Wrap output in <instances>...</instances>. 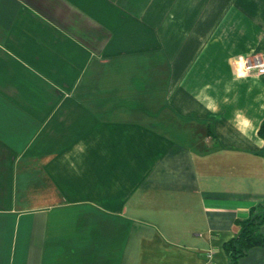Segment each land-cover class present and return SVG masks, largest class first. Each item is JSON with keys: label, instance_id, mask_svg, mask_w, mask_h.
I'll use <instances>...</instances> for the list:
<instances>
[{"label": "crops", "instance_id": "crops-1", "mask_svg": "<svg viewBox=\"0 0 264 264\" xmlns=\"http://www.w3.org/2000/svg\"><path fill=\"white\" fill-rule=\"evenodd\" d=\"M250 53L264 0H0V264H229L264 199Z\"/></svg>", "mask_w": 264, "mask_h": 264}, {"label": "trees", "instance_id": "trees-1", "mask_svg": "<svg viewBox=\"0 0 264 264\" xmlns=\"http://www.w3.org/2000/svg\"><path fill=\"white\" fill-rule=\"evenodd\" d=\"M258 135L264 140V119L261 121ZM264 159V145L260 150ZM238 227L233 237L223 243V250L228 257L229 264H238V258L243 256L250 247L261 246L264 237L260 232V226L264 224V199L248 209L247 216L236 220Z\"/></svg>", "mask_w": 264, "mask_h": 264}, {"label": "built area", "instance_id": "built-area-1", "mask_svg": "<svg viewBox=\"0 0 264 264\" xmlns=\"http://www.w3.org/2000/svg\"><path fill=\"white\" fill-rule=\"evenodd\" d=\"M242 70L256 75L264 74V58L259 53L246 54L241 59ZM210 251L203 253L202 264H210Z\"/></svg>", "mask_w": 264, "mask_h": 264}]
</instances>
